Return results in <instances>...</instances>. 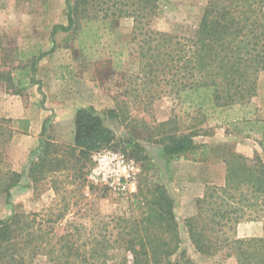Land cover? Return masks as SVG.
<instances>
[{
	"label": "trees",
	"instance_id": "1",
	"mask_svg": "<svg viewBox=\"0 0 264 264\" xmlns=\"http://www.w3.org/2000/svg\"><path fill=\"white\" fill-rule=\"evenodd\" d=\"M160 1L65 0L68 25L54 26L52 36L58 31L74 35L84 55L100 38V25L111 30L119 20H133L131 42L137 43L147 86L169 87L185 114L193 115L189 126L176 119L161 125L164 158L225 166L224 184L207 186L196 200L195 215L185 220L191 244L204 256L225 253L237 264H264V237L237 236L239 225L264 222L263 158L259 154L250 158L228 144L212 147L196 142L207 135L204 125L216 120L231 135L257 137L264 152V116L253 103L264 73V0H208L193 37L151 29ZM48 54L20 53L17 66L0 69V84H7L14 94L38 84L37 65ZM23 60L29 61L23 64ZM108 114L115 115L113 110ZM23 124L0 116V194L12 210L10 217L0 220V264H31L39 256L49 264H195L181 250L176 201L164 184L147 182L140 188L135 196L138 213L130 217L101 216L89 208L78 218L87 221L66 220L78 204V200L70 202V195L45 214L18 213L11 192L22 182L28 189L35 182L74 171L72 179L79 183L73 192L79 196L85 187L84 169L116 138L93 107L76 113L74 146L44 139L49 118L28 172L18 173L9 168L5 155L16 132L26 131ZM149 166L152 170L150 162ZM64 222L58 230L56 225Z\"/></svg>",
	"mask_w": 264,
	"mask_h": 264
},
{
	"label": "rangeland",
	"instance_id": "2",
	"mask_svg": "<svg viewBox=\"0 0 264 264\" xmlns=\"http://www.w3.org/2000/svg\"><path fill=\"white\" fill-rule=\"evenodd\" d=\"M207 2L208 0H161L158 15L150 27L174 36L193 37ZM67 13L65 0H3L0 5V69L9 71L17 66L16 60L20 53L39 54L52 48L60 51L63 49L64 56H70L75 62L80 61L81 71L94 72L98 86L104 90L101 111L116 136L110 149L126 156L136 168L131 179L132 190L122 194L92 185L87 179L90 169L87 167L83 171L87 174L83 178L85 187L79 196L77 192H73L78 188L79 182L74 183V171H68L63 176L55 175L35 182L24 195L22 192L15 193L12 199L14 209L22 214H45L50 209H56L63 198L70 195V202L78 200V204L71 207L66 220L82 217L84 209L89 208H93L101 216L130 217L138 213L135 196L140 188L147 182L164 184L176 201L175 212L182 238L181 250L195 264H237L235 258L225 253L204 256L196 251L189 240L185 220L196 211L197 197L205 192L207 186L224 184L225 166L213 161L194 162L184 157L164 158L163 146L160 144L163 137L161 125L170 119H176L189 126L193 115L185 114L179 101L170 95L169 87L147 86V74L142 73L144 65L140 62L137 43L131 42L133 20H119L111 30L100 25V38L95 40V46L84 55L80 52L79 58V42L74 35L58 31L52 36L54 26L68 25ZM68 36L72 38L69 39ZM73 41L76 45L68 50ZM61 46L64 48H59ZM28 61L23 60V64ZM1 86L4 89L8 85L0 84V89ZM253 103L258 114L264 116V73L259 77L258 96ZM110 110H113L114 117L108 114ZM204 130L207 135L197 138L198 144L206 143L212 147L228 144L250 158L259 154L264 160V152L256 149L257 137H235V134H229L227 127L216 120L206 123ZM19 144L18 141L15 144L13 138L12 143L7 146L5 161L13 170L19 156ZM39 149L40 145L31 152L30 157ZM27 165L29 164L20 168L22 173L28 172ZM85 204L88 205L84 206ZM79 210L82 212L77 213ZM11 214L6 196L0 194V220L7 219ZM65 224L66 222L56 225V228L61 231ZM242 225L237 232L238 238L264 237V222ZM31 264L49 262L47 258L39 256Z\"/></svg>",
	"mask_w": 264,
	"mask_h": 264
},
{
	"label": "crops",
	"instance_id": "3",
	"mask_svg": "<svg viewBox=\"0 0 264 264\" xmlns=\"http://www.w3.org/2000/svg\"><path fill=\"white\" fill-rule=\"evenodd\" d=\"M74 45L76 44L73 41L67 49L74 48ZM59 48H64V46ZM52 50L49 48V50L42 51L49 54L37 65L35 78L38 84L31 85L17 94H14L12 90L8 91L7 86L4 89L1 86L0 89V116L13 121L25 122L22 129L26 131L18 130L14 137V143L16 144V141L20 143L18 145L19 156L14 168V171L18 173H22L20 168L31 161V152L41 145L45 120L50 118L51 124L44 139L48 138L60 145L74 146L77 111L81 108L93 107L103 116L100 103L104 99V90L100 85L98 86L94 78L95 73L90 70L81 71V62L78 60L75 62L70 56H64L63 49L61 51L60 49ZM77 52L80 58L78 46ZM105 124L108 126L106 120ZM239 136L243 137L235 135V137ZM256 149L262 152L259 145ZM29 167L30 164L27 165V169ZM23 185L25 182H22ZM22 186L14 188L11 192L12 196L19 192L24 195L26 190L30 189ZM203 194L197 198H201ZM195 213L194 210L187 218ZM242 226V224L239 225L238 229L240 230Z\"/></svg>",
	"mask_w": 264,
	"mask_h": 264
},
{
	"label": "built area",
	"instance_id": "4",
	"mask_svg": "<svg viewBox=\"0 0 264 264\" xmlns=\"http://www.w3.org/2000/svg\"><path fill=\"white\" fill-rule=\"evenodd\" d=\"M93 165L87 175L92 185L125 194L131 191V179L136 172L135 166L123 154L112 149L95 153Z\"/></svg>",
	"mask_w": 264,
	"mask_h": 264
}]
</instances>
